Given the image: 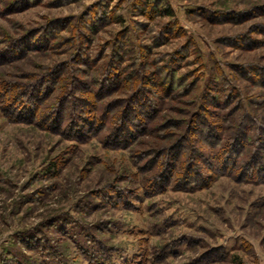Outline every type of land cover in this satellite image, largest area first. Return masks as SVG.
<instances>
[{"label":"rangeland","instance_id":"1","mask_svg":"<svg viewBox=\"0 0 264 264\" xmlns=\"http://www.w3.org/2000/svg\"><path fill=\"white\" fill-rule=\"evenodd\" d=\"M141 1L0 0V264H264V0Z\"/></svg>","mask_w":264,"mask_h":264},{"label":"trees","instance_id":"2","mask_svg":"<svg viewBox=\"0 0 264 264\" xmlns=\"http://www.w3.org/2000/svg\"><path fill=\"white\" fill-rule=\"evenodd\" d=\"M149 1L151 2V0H142L141 1V5L143 6H145V4H149ZM167 11H166V13H167V15L168 16H170L172 13H171V11H170V9H166ZM253 72V74L255 73V74H257L256 76H257V79H256V81H258L257 83L260 85V87L262 88V89H264V69L263 68H254V70H252ZM120 81V80H119ZM45 97V95H41V96H39V98L35 101L36 102V104L38 103V102H40L41 101V99H43ZM226 100V99H225ZM227 101H225L224 102V104L226 103ZM229 102V101H228ZM83 103H85V102H82V104ZM262 104H264V101H262L261 102ZM87 104L89 105V101H87L86 103H85V106H87ZM220 105V103H218V105L217 106H219ZM225 108H227V107H225ZM65 109V107L63 106V111H65L64 110ZM62 111V112H63ZM88 112V111H87ZM207 112V110L204 112V113H206ZM78 113H79V116L81 117L83 114H87V113H85V111H78ZM81 113V114H80ZM200 113V112H199ZM195 114H198V113H195ZM206 114H212V112H209V113H206ZM213 115H215V114H213ZM208 116V115H207ZM72 117H74L73 116V114H72ZM72 117H70V119H72ZM82 118V117H81ZM200 122H202L201 123V126H203V129L201 130L200 129V131H199V135L201 136V137H203V138H205V142L204 143H206V144H208L209 146L211 145V146H213V147H217V146H219V147H221L220 149V151L222 152L221 154H220V165H221V167H222V170H219L220 172H225L226 170H234V172H238V174H240L241 172H243V170H247L249 173H253L252 175L254 176V175H256V174H258L257 173V171L259 170V175H260V177H262V178H264V152H263V154H260L259 153V151H258V149H255L254 147H253V149H252V151L254 152L252 155H251V157L249 158V159H241V157L243 156V154H245V152H247L246 150H247V144H248V142H249V140L251 139V137L250 136H248V132H247V128H243L242 126H241V129H239V133H241V136L242 137H244V138H246V142L245 141H242L241 140V138L239 139V140H237V141H235L233 144V147L231 148V150L232 149H234V151L235 152H233V153H230L229 151H226L224 148H223V143H222V140H221V136L218 134V133H214L215 131H218L219 130V127H218V125H216V124H214V123H212L211 121H209L208 119H207V117L205 116V117H200ZM73 120V119H72ZM71 120V121H72ZM253 121V120H252ZM103 123L102 122V120H99V122L97 121V122H95V123ZM253 127H257V137L259 138V136H261L260 138H263L262 140H264V123L263 122H261V123H259V122H257V120H255V124L253 125ZM104 128V127H103ZM197 128H199V127H197ZM205 128L207 129V130H205ZM101 130V129H100ZM131 131V129L129 130V132ZM125 131H123L122 133H124ZM133 132V131H132ZM131 132V133H132ZM109 137V136H108ZM107 137V138H108ZM262 140H260V139H257V142H256V144L257 145H259V144H262L261 145V150H264V142L262 141ZM174 150L176 151V153H178V155L177 156H179V154H180V151H182V149H178V148H176L175 147V149H172L171 151H173L174 152ZM219 154V153H218ZM241 159V160H240ZM240 160V161H239ZM244 161V164L243 165H241V163ZM256 162V163H255ZM257 162H259V163H257ZM240 163V164H239ZM167 164H169V162L167 163ZM255 164H257V165H255ZM224 165V166H223ZM239 165H241V166H239ZM190 170V168H189V166L187 165V171H186V173H185V176H186V174H187V176L185 177V178H188V177H191V179H192V177L194 176H196V175H192L191 176V174H190V176H189V174H188V171ZM198 170V169H197ZM196 173V172H195ZM255 177V176H254ZM208 180V179H207ZM206 180V181H207Z\"/></svg>","mask_w":264,"mask_h":264}]
</instances>
